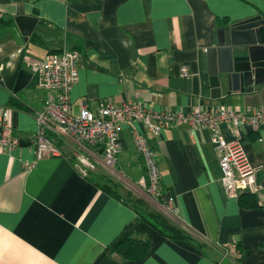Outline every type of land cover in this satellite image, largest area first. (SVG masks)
<instances>
[{
  "label": "crops",
  "instance_id": "crops-1",
  "mask_svg": "<svg viewBox=\"0 0 264 264\" xmlns=\"http://www.w3.org/2000/svg\"><path fill=\"white\" fill-rule=\"evenodd\" d=\"M27 16L38 21L25 42L15 18ZM256 16L264 20V0H0V22H13L0 24V111L8 112L20 142L17 150L0 154V264H264V127L239 129L257 171L261 207L252 209L238 204L249 193L225 192L205 128L178 126L154 136L138 122H123L112 168L100 148L69 138H58L57 156L36 160L31 146L45 98L32 66L64 49L79 54L78 80L70 90L73 115L83 107L95 112L100 101L184 114L264 108V82L242 94L224 90L217 99L204 86L194 94L192 84L194 76L204 78L216 31ZM182 68L188 76H180ZM222 130L226 140L233 138V128ZM133 131L155 154L165 202L147 194ZM80 157L95 164L94 174L118 185L121 199L78 173L72 160ZM129 198L187 231L204 244L202 250L137 221L124 202ZM137 231L149 239L146 258L113 259L111 244Z\"/></svg>",
  "mask_w": 264,
  "mask_h": 264
},
{
  "label": "built area",
  "instance_id": "built-area-1",
  "mask_svg": "<svg viewBox=\"0 0 264 264\" xmlns=\"http://www.w3.org/2000/svg\"><path fill=\"white\" fill-rule=\"evenodd\" d=\"M79 54L71 50H61L46 54L43 62L32 66L39 75L38 88L45 94L41 110L36 114V131L31 146L36 160L45 156H57L59 149L53 139L65 137L84 147H98L102 150L105 164L112 168L119 154L120 124L138 122L147 132L158 136L162 130L178 126L192 129L205 128L211 136L220 168V181L229 196L242 193L256 195L259 189L257 171L250 165L244 151L239 129L256 130L264 127V108L246 111H233L220 107L213 111L195 108L187 114L182 112L148 110L134 102L126 101L119 105L111 101H100L95 112L83 107L78 115L71 112L70 90L78 80ZM181 77L188 76L186 68L180 71ZM223 127L233 128L234 136L226 140ZM133 143L145 164L147 194L159 197V172L155 154L146 138L133 131ZM20 146L13 127L8 123V112L0 111V154H10ZM75 166L85 177L95 164L88 158L80 157ZM33 164H25L31 168Z\"/></svg>",
  "mask_w": 264,
  "mask_h": 264
},
{
  "label": "water",
  "instance_id": "water-1",
  "mask_svg": "<svg viewBox=\"0 0 264 264\" xmlns=\"http://www.w3.org/2000/svg\"><path fill=\"white\" fill-rule=\"evenodd\" d=\"M37 19L32 16L15 18V23L26 42ZM207 68L204 78H192L193 92L201 86L217 99L251 91L264 82V20L252 17L216 31L215 45L206 51Z\"/></svg>",
  "mask_w": 264,
  "mask_h": 264
},
{
  "label": "trees",
  "instance_id": "trees-1",
  "mask_svg": "<svg viewBox=\"0 0 264 264\" xmlns=\"http://www.w3.org/2000/svg\"><path fill=\"white\" fill-rule=\"evenodd\" d=\"M0 24L9 27L13 24V22L1 21ZM53 142L60 151L59 147L61 142H59V139L55 138L53 139ZM99 150L102 152L101 149ZM72 164L76 166L78 164L77 159H73ZM92 171L94 170L87 171L85 178H87L88 181L92 182L94 186L110 197L121 199L120 195L118 194V185L115 182L109 178H104L101 175L94 174ZM158 198L162 202H165L166 200L165 196H163L160 192ZM124 202L135 212L137 221L144 222L154 231L158 232L167 239L184 241L190 245H193L197 249L202 250L204 244L198 243L187 231L171 224L162 214L150 209L144 201L140 199L129 198L128 201ZM238 204L246 209L261 207L258 205L257 197L254 194L241 195L238 198ZM261 208L264 209V207ZM149 249V239L137 231L133 236L121 238L112 243L109 248V254L113 259L123 263L141 262L148 255ZM239 254H241V252H239Z\"/></svg>",
  "mask_w": 264,
  "mask_h": 264
}]
</instances>
